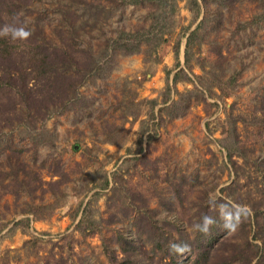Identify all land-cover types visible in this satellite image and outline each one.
Segmentation results:
<instances>
[{
  "label": "rangeland",
  "instance_id": "1",
  "mask_svg": "<svg viewBox=\"0 0 264 264\" xmlns=\"http://www.w3.org/2000/svg\"><path fill=\"white\" fill-rule=\"evenodd\" d=\"M119 2L0 0V264H264L263 0Z\"/></svg>",
  "mask_w": 264,
  "mask_h": 264
},
{
  "label": "trees",
  "instance_id": "2",
  "mask_svg": "<svg viewBox=\"0 0 264 264\" xmlns=\"http://www.w3.org/2000/svg\"><path fill=\"white\" fill-rule=\"evenodd\" d=\"M202 1L205 3L206 0H202ZM125 3L132 4V5H137L139 3H147L148 7H150V10H151L150 11V16L154 17L155 12L157 10H159V9H162L164 6H166L167 3H168V0H121V2H119V5H124ZM192 3H193V7L195 9L196 15H198L199 12H200V2H199V0H192ZM263 3H264V0H263ZM154 21H155V23H154ZM156 22L157 21L154 20V18L151 19V22L149 23L150 29L146 33H150L151 31H153L156 28ZM135 32L138 33L137 30H135V31L127 30L125 32L122 30L121 33H123L124 35L121 34L119 36L120 40L115 42L116 45L119 48L125 49L126 51H138V49L140 47L139 44L141 45L142 43H146V42H141L140 43L138 41H135L136 40V38L134 37V33ZM194 33H196L195 30H193L192 33H191V36L188 37V39L186 41V46H185L186 49H188L190 47L191 37L194 35ZM162 40H164V39L162 38ZM151 54H156V51H155L154 47L151 48ZM180 71L175 73L173 78H172V83L174 85L179 79L178 75H179ZM168 88H169V85H168ZM176 103H178V102H176ZM26 222L28 223V219H26ZM210 239H211V237H210ZM255 246L257 247L258 244H255ZM125 253H127V252L125 251ZM204 253H209V252L208 251H204ZM127 255L129 256L130 254H127ZM126 263H127V260H123L122 262H120V264H126Z\"/></svg>",
  "mask_w": 264,
  "mask_h": 264
},
{
  "label": "clouds",
  "instance_id": "3",
  "mask_svg": "<svg viewBox=\"0 0 264 264\" xmlns=\"http://www.w3.org/2000/svg\"><path fill=\"white\" fill-rule=\"evenodd\" d=\"M4 31H5V33H7L8 29H5ZM15 34H16V33H14V35H15ZM22 34L25 35V36L27 35V33H22Z\"/></svg>",
  "mask_w": 264,
  "mask_h": 264
}]
</instances>
